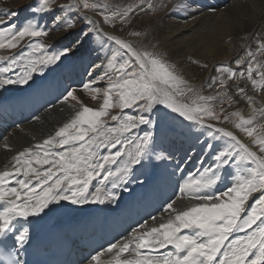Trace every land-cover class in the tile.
I'll list each match as a JSON object with an SVG mask.
<instances>
[{"label":"snow or ice","instance_id":"1","mask_svg":"<svg viewBox=\"0 0 264 264\" xmlns=\"http://www.w3.org/2000/svg\"><path fill=\"white\" fill-rule=\"evenodd\" d=\"M81 7L88 10L94 6L87 2L57 5L55 0H39V7L32 10L34 13H54L57 9L62 13L52 17L51 25L41 26L34 19H28L18 30L14 24L0 27V49H16L25 38L46 37L51 30L62 28L66 33L78 32L72 42L75 47L95 32L118 46V60L128 57L118 66L111 65V73L105 70L96 80L90 78V82L82 85L95 93L97 84L107 83L99 109L83 106L54 135L34 148L17 153L10 170L0 171V238L14 239L12 248L0 247V264H27L20 258V252L29 242V228L21 224L28 217L61 201L77 205L114 203L119 195L115 189L128 179L136 166H142L149 159L170 158L164 151H154L151 130L142 136L135 134L141 126L150 128L154 124L150 113L158 105L204 128L210 141L226 138L227 147L213 156V164L204 169L200 179H189L179 188L181 193L205 203H196L183 211L167 203L164 210L174 213V217L166 223L151 228L146 227L147 222L139 223L119 242H110L106 248L102 246V252L112 254L108 264H264V156H258L243 144L233 131L205 122L219 120L210 107L215 97H199L200 103L196 106L179 103L177 96L183 94L179 87L183 81L174 69L162 58L138 51L122 38L102 33L95 20L80 12ZM148 7L153 5L149 3ZM132 11V8L126 9L122 19ZM15 15L17 13L13 12L12 16ZM77 17L84 22L81 29L76 28ZM104 19L109 17L104 16ZM4 24L9 21L0 19V25ZM257 45V52L264 53V41L258 40ZM31 47L34 53L42 51L43 54L27 59L26 63L15 55L0 56V61L6 65L0 67V87L27 85L37 73L43 74L49 66L57 65L73 51V46L53 50L44 42L33 43ZM21 63H25L24 69L13 78V69ZM235 64V69L225 65L216 68L221 74V86H225L227 80L235 79L238 69L239 76L244 78L246 64V78L251 87L264 92V64L257 63L254 52L249 50L247 59H237ZM94 67L99 71L104 65ZM237 94L252 102V96L246 95L244 87H239ZM63 99L76 101L78 97L74 89H66ZM114 99L116 103H113ZM115 107L121 111L111 115V121L119 123L109 126L103 117ZM130 108H135L138 114L125 115L124 110ZM233 115L239 116V113ZM254 123V119L239 116L235 127L251 138L260 153H264V131L258 132ZM206 143L207 150H211L213 144ZM116 148L119 150L113 152ZM118 159L123 164L112 171L111 166ZM237 162H248L257 167L251 173L239 174L223 192L211 194L209 190L220 180L219 170ZM94 181L93 191L90 186ZM250 198L254 202L250 203ZM151 219L154 222L156 217ZM242 232L246 234L232 238L233 234ZM102 252L86 257L87 264H101Z\"/></svg>","mask_w":264,"mask_h":264},{"label":"bare ground","instance_id":"2","mask_svg":"<svg viewBox=\"0 0 264 264\" xmlns=\"http://www.w3.org/2000/svg\"><path fill=\"white\" fill-rule=\"evenodd\" d=\"M74 1L76 0H73L70 3H74ZM108 1H112L117 5H123L127 2L126 0ZM31 2L32 0L12 1L8 4H4V8L2 10H6L8 13H13L10 11H14L13 9H17V7H21L22 5L26 6ZM61 4L63 3H59L57 5ZM66 4L68 3H64V5ZM153 4L155 5V2ZM159 7L160 4L158 6H153L154 11L158 10V12L154 13V16L144 15L143 10L137 12L136 16H138V22H144L148 19H152L149 26L150 28L147 29L148 31L146 30L148 33L146 32L147 34L145 33L141 39H146L150 37V35H154L155 38L160 41L161 47L166 49L168 56L172 60L178 62L185 73H189L188 71L191 70L189 65L190 62H187L191 56L192 58H199L203 61L208 60L210 61V64L214 66L222 62H231L232 64H235L237 59L246 60L247 52L251 50L256 54L257 63L264 64V53L257 52V41H264V0H173L168 10L161 11ZM59 14L62 13L59 12ZM43 15L44 17H41L43 18L42 22H49L51 25V17L49 16V18L48 14ZM32 16L33 15L30 14V17H28L27 20L30 18L35 20V17ZM73 16L76 17L75 12H73ZM86 16L90 17L89 15ZM95 20L99 21L101 24V20H99L97 16L95 17ZM101 28L102 30L104 29L103 26ZM109 34L114 33L110 32ZM66 35V32L51 30L49 39L46 41V45L53 42L63 41L65 39L67 40L68 37ZM136 40L138 39H135V41ZM133 41L130 43L137 48V42ZM100 43L101 41L97 44ZM104 45L106 46L105 43ZM7 52H9L7 49H0V56L7 54ZM111 63H113V57L111 59ZM100 64H103L104 68L99 71H96L93 66L89 69L88 82H90V78L91 80H96L101 73L105 71L106 64L97 62V65ZM246 68L247 65L245 64L244 78L239 76L238 71L237 82L235 85L233 84L234 86L232 87V92L236 97H239L238 100L241 103L240 107H247L245 110L248 112L256 108V112H254L257 116L255 114L254 115L256 118H260V122L264 124V92L251 87L250 82L246 78ZM212 73L213 72L211 71L207 80L205 79L206 83H212ZM104 84L107 87V83L105 82ZM239 87H244L246 89V95L252 96L253 99L251 103L247 101L246 96L237 94V89ZM207 90L208 89H206V91ZM75 93L78 99L76 101L68 100L65 101V103L70 101L76 106H83L84 103L82 101V96H80V92L75 90ZM178 102L184 103V101L181 100H178ZM59 108H61V110ZM59 108L51 107L45 115L40 118L38 117L35 122L25 126H20L19 130H13L10 134L7 133L5 139L0 142V171L10 168L13 163V160L11 159L14 155L21 152V150L25 148L34 147L37 141L45 140L48 136L54 135L55 131L59 127L63 126L64 123H67L74 117L73 113H70L68 109H62V107ZM215 126L219 127L218 125ZM224 129L233 131L243 144L249 142V139L244 133H239L237 130L231 129V127ZM10 135L13 138L10 139L8 137ZM255 152H257L258 156L260 155L259 151ZM65 202L69 203V201ZM185 203L187 205L186 200L181 198L179 201L175 202L174 208L178 211H183L188 208ZM90 204L93 203H87L89 206ZM75 207L76 206L73 205L67 208L69 209L68 211L76 209L81 210ZM102 253H104L105 256H108L107 253ZM111 256L112 255L110 254L109 257Z\"/></svg>","mask_w":264,"mask_h":264},{"label":"rangeland","instance_id":"3","mask_svg":"<svg viewBox=\"0 0 264 264\" xmlns=\"http://www.w3.org/2000/svg\"><path fill=\"white\" fill-rule=\"evenodd\" d=\"M16 1V0H3V5L8 4L9 2ZM73 0H55L56 4L59 3H70ZM127 2L124 3L123 5H117L114 2H110L108 0H76L74 3H84L87 2L90 5H93V8H89L88 10L83 9L82 7L80 8V11L84 15H89L91 19L95 20V17L97 16L99 20H101V24L99 21H96V27L102 31V33H106L108 36H117L119 38H122L128 42H137L136 43V49L141 52H149L154 54L157 58H162L172 69H174L175 73L178 75L181 81L183 83L179 86L181 89V92L183 93L182 95L178 94L177 99L184 101L185 104L193 105L196 106L199 101V97H215V99L210 103V107L213 109L215 114L219 117V120H206V123H211L214 125H218L219 127L223 128H230L237 130L239 133H243L241 130L237 129L235 127V124L239 122V116H242L245 119H254V127L257 128V131H264V124L260 122V118H256V108L252 109L251 111H246L245 108L240 107V101L238 100L239 97H236L233 92H232V87L235 85L237 82L238 76L236 75L235 79L233 80H227V77L225 76V80H227V84L225 86H221L219 84V78L221 76L220 73L216 71V68L220 65H225V66H230L232 68H236V64H232L231 62H222L218 63L215 66L210 64V61L206 60L203 61L199 58H192L189 57L187 62H190V71L189 73H185L181 67V65L172 60L166 51L164 47H161L160 41H158L157 38H155L154 35H150V37L146 39H141L143 38V35L148 31L150 27V23L152 22V19H148L147 21L144 22H138L136 16L137 12H140L143 10L144 15L146 16H154L157 11H154V8H149L148 5L149 3L152 4L153 6H158L160 4V9L161 11L163 10H168L170 7L171 3L173 0H126ZM33 3L37 7H39V0H32ZM28 3L26 6H21L17 7V9H13L14 11L10 12H16L18 9L23 10V11H30L31 6L33 3ZM155 2V5L153 4ZM157 3V4H156ZM32 4V5H31ZM2 5V4H1ZM0 5V6H1ZM31 5V6H30ZM139 5V7H136ZM29 8H28V7ZM132 8L133 11L128 15L126 19H122V13L126 10ZM159 9V10H160ZM139 10V11H138ZM31 14V12H29ZM45 14V13H43ZM48 17L50 18V21L52 22V17L54 15H59L58 9L54 13H47ZM95 16V17H94ZM104 16H108L109 19L105 20ZM135 16V17H134ZM33 17V16H32ZM31 19V18H30ZM136 21V22H135ZM49 23V22H48ZM83 21H79L76 24L77 29H81L83 26ZM141 23V24H140ZM50 25V23H49ZM104 27L102 30L101 27ZM91 27V26H89ZM85 31L87 29H84ZM147 30V31H146ZM59 32H65L62 28L60 30H57ZM107 32H113L114 34H109ZM148 33V32H147ZM146 33V34H147ZM68 38H73L74 41L78 37V32L77 31H72L71 33H67L66 35ZM47 39H49V35L44 37V42L46 44ZM135 39H140L139 41ZM68 40V39H67ZM132 40V41H130ZM143 40V41H142ZM99 41L103 43V47H101V43L97 44ZM142 43H141V42ZM141 44H140V43ZM106 44V46L104 45ZM140 45H139V44ZM160 44V45H159ZM138 45V46H137ZM86 46H90L91 48H88ZM53 48V46H50ZM73 49L76 53L85 51L87 53H91L93 51L92 57L94 60V65H97V62L105 63L106 64V69L109 73L112 72V68L110 65L116 64L118 66V63H123L124 59H127V56H123L122 59H117L120 56V52H118V46H116L112 41L103 39L101 36H97L95 32H93V36L89 37L88 40H85L82 44H80L79 47L73 46ZM9 51V49H7ZM54 50V49H53ZM94 50L96 51V55L99 56V59L95 60L94 56ZM7 54H3L1 56H5ZM71 52L67 55L70 56ZM66 56V57H67ZM77 57V56H75ZM113 57V63H111V59ZM65 58V57H64ZM191 59V60H190ZM198 59V60H197ZM206 62V63H205ZM212 70V77L215 78V82L212 81V85L210 86L211 88H208L207 83H206V75L210 73ZM90 71V70H89ZM88 71V72H89ZM240 71L239 69L237 70ZM194 75V76H192ZM206 79V80H205ZM209 84V83H208ZM234 84V85H233ZM97 92H92L91 90L84 89L80 92V96H82V101L84 103L83 106H88L94 109H99L101 104L103 103V92L106 89V85L104 83H99L97 84ZM206 89H208L206 91ZM95 97V98H93ZM113 103H116V100H113ZM62 105V104H61ZM83 106H76L73 104V102H68L65 105L58 106L65 108L66 110L68 109L70 113L74 112L76 113L77 111H80ZM61 110V108H59ZM80 109V110H79ZM154 109L157 111L159 110V116H164L167 114H171L175 118L182 119L183 117L179 116L178 113H175L171 111V109L166 108L163 105H158L155 106ZM243 109V111H242ZM137 113V110L135 108H130V109H125L124 114L125 115H131L129 114V111H133ZM241 110V111H239ZM109 111V119L111 120V115H118L120 114V109L118 107L111 108L108 110ZM255 111V112H254ZM254 112V113H253ZM233 113H239V116H234ZM256 116H255V115ZM227 116L228 119L225 120L224 117ZM255 116V117H254ZM106 117V116H105ZM105 117L103 119L105 120ZM72 119V118H71ZM108 119V118H106ZM108 119V120H109ZM174 119V118H173ZM171 119V120H173ZM259 121H258V120ZM176 120V119H174ZM113 123V121L111 122ZM118 123V122H117ZM116 123V124H117ZM115 126V125H114ZM225 126V127H224ZM19 130V129H18ZM16 131V130H15ZM229 131V130H228ZM53 134V132H52ZM245 134V133H244ZM12 135V134H11ZM8 136L10 139L13 138L12 136ZM245 136L249 139V142H247L245 145L248 144L249 148H251L252 151H259L255 145L251 143V138L248 137L246 134ZM7 137V138H8ZM1 146V145H0ZM262 156H264V153H260ZM181 199V198H179ZM183 199V198H182ZM184 200V199H183ZM179 201V200H178ZM187 202V205H185L189 208L193 206L196 203H201V202H194V204ZM189 205V206H188Z\"/></svg>","mask_w":264,"mask_h":264}]
</instances>
